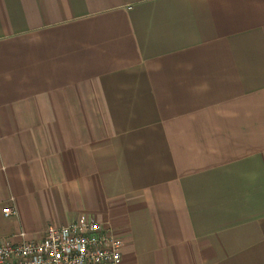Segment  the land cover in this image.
Here are the masks:
<instances>
[{
    "label": "crops",
    "instance_id": "0c3cea01",
    "mask_svg": "<svg viewBox=\"0 0 264 264\" xmlns=\"http://www.w3.org/2000/svg\"><path fill=\"white\" fill-rule=\"evenodd\" d=\"M85 218L264 264V0H0V240Z\"/></svg>",
    "mask_w": 264,
    "mask_h": 264
},
{
    "label": "built area",
    "instance_id": "2783aa9c",
    "mask_svg": "<svg viewBox=\"0 0 264 264\" xmlns=\"http://www.w3.org/2000/svg\"><path fill=\"white\" fill-rule=\"evenodd\" d=\"M2 212L6 217L17 215L11 206ZM122 246V238L111 228L85 218L49 225L40 240H0V264H121Z\"/></svg>",
    "mask_w": 264,
    "mask_h": 264
}]
</instances>
